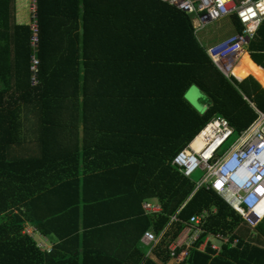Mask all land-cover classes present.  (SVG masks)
I'll use <instances>...</instances> for the list:
<instances>
[{"label":"trees","instance_id":"1","mask_svg":"<svg viewBox=\"0 0 264 264\" xmlns=\"http://www.w3.org/2000/svg\"><path fill=\"white\" fill-rule=\"evenodd\" d=\"M36 3L32 85L29 25L17 24L10 0H0V264H166L169 243L203 210L204 232L177 264H264V216L248 226L171 163L213 116L239 133L254 108L264 110V19L227 78L174 5ZM230 19L239 31L236 16ZM192 86L205 97L203 111L185 98ZM23 124L34 128V156L16 150ZM57 196L61 206L40 215ZM151 198L160 211L146 215L141 203ZM25 222L58 242L42 250ZM150 227L162 231L155 259L140 240ZM208 232L231 233L238 243L216 254L197 250Z\"/></svg>","mask_w":264,"mask_h":264},{"label":"built area","instance_id":"2","mask_svg":"<svg viewBox=\"0 0 264 264\" xmlns=\"http://www.w3.org/2000/svg\"><path fill=\"white\" fill-rule=\"evenodd\" d=\"M174 5L184 11L191 20L194 32L207 22L223 17L236 16L241 29L233 34L204 48L206 55L227 78L233 71L243 52H246L250 40L256 34L264 19V0H160ZM36 0H29V45L30 83L38 82V25ZM256 117L238 133L237 138L226 149L222 146L234 132L228 120L221 116H213L195 137L172 159L171 163L185 177H190L197 169L205 171L203 177L195 182V188L204 186L218 194L233 210L241 213L243 221L250 227L264 216L259 214V207L264 201V111L254 108ZM199 137L203 142L199 150L192 147L193 141ZM142 208L147 214L160 211L158 202L143 201ZM214 209H212V212ZM209 211L193 215L177 238L170 242L167 250L172 259L179 263L188 255L198 237L204 232L203 225ZM176 221L172 215L170 222ZM162 231L157 234L148 229L141 237V242L152 249L159 240ZM238 239L231 233L208 232L196 247L205 251L209 247L215 254L222 245L234 247ZM178 250V252H177Z\"/></svg>","mask_w":264,"mask_h":264},{"label":"crops","instance_id":"3","mask_svg":"<svg viewBox=\"0 0 264 264\" xmlns=\"http://www.w3.org/2000/svg\"><path fill=\"white\" fill-rule=\"evenodd\" d=\"M10 2L14 8L15 22L17 24H28L29 23V11H28L29 0H10ZM234 32H235V30H234ZM233 33H231V34H233ZM231 34H229V35H231ZM229 35H227V36H229ZM246 53H247V51H246ZM203 104H204L203 109H201V108L200 109L196 108V109L203 111L204 108L206 107V102ZM29 129L31 130V133H29ZM33 131H34V128L31 127L30 124H23L22 125L21 134H20V136H21L20 137V144L18 146L19 147L23 146V148H17L16 150L22 154H25V156H27V154H29V155L31 154L34 156L38 152L36 150V146H35L36 145L35 140H34L35 134L33 133ZM32 147H34V148H32ZM29 149H31V150H29ZM59 201H61V198L59 196H57L53 200H50L49 202H45V205L43 207H40V211H39L40 215H43V214L47 215L50 211L53 212V210L59 208L61 206V203H59ZM145 201H150L152 203L157 202V200L155 198L147 199ZM48 203H50V205ZM141 209L146 215H152V214H147L143 210L142 203H141ZM53 228H54L53 230H58V226H55ZM62 229H63V227H62ZM148 229L152 230L151 227ZM80 230H82V228H80ZM24 231L31 234L33 236V238L36 240L37 245L42 250H45V251H50V249L58 242V239L53 234L42 235L40 232H38L36 230V227L29 222H25ZM146 255L151 257L152 259H155V256L152 252V249L149 247H147ZM166 264H177V263L173 259H170Z\"/></svg>","mask_w":264,"mask_h":264},{"label":"rangeland","instance_id":"4","mask_svg":"<svg viewBox=\"0 0 264 264\" xmlns=\"http://www.w3.org/2000/svg\"><path fill=\"white\" fill-rule=\"evenodd\" d=\"M234 32V27L231 23L230 17H223L221 19L207 22L203 26L195 30L194 34L199 44L206 48L218 41L224 39L227 35ZM247 51V49H246ZM248 53V51H247ZM189 91V90H188ZM186 92L185 98L197 109H203V103H205V97L201 94L199 89L195 86ZM238 133L233 132L230 138L222 146V149H226L237 138ZM205 171L201 168H197L190 176L195 182L201 179ZM244 222V221H243ZM245 223V222H244Z\"/></svg>","mask_w":264,"mask_h":264},{"label":"bare ground","instance_id":"5","mask_svg":"<svg viewBox=\"0 0 264 264\" xmlns=\"http://www.w3.org/2000/svg\"><path fill=\"white\" fill-rule=\"evenodd\" d=\"M203 142L200 140L199 137H197L193 143H192V147L195 149V150H199L202 146Z\"/></svg>","mask_w":264,"mask_h":264},{"label":"water","instance_id":"6","mask_svg":"<svg viewBox=\"0 0 264 264\" xmlns=\"http://www.w3.org/2000/svg\"><path fill=\"white\" fill-rule=\"evenodd\" d=\"M192 88H193V86H192V87H190L188 90L190 91ZM188 90H187V91H188ZM189 91H188V92H189ZM187 94H188V93H187ZM187 94H186V95H187Z\"/></svg>","mask_w":264,"mask_h":264}]
</instances>
